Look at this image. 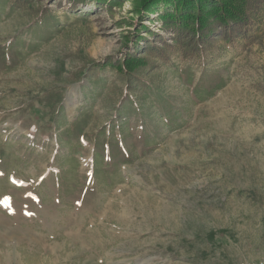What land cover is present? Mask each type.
I'll use <instances>...</instances> for the list:
<instances>
[{
  "label": "rangeland",
  "instance_id": "rangeland-1",
  "mask_svg": "<svg viewBox=\"0 0 264 264\" xmlns=\"http://www.w3.org/2000/svg\"><path fill=\"white\" fill-rule=\"evenodd\" d=\"M118 1L0 0V264H255L264 0L220 52L176 49L134 88L120 58L177 41Z\"/></svg>",
  "mask_w": 264,
  "mask_h": 264
},
{
  "label": "trees",
  "instance_id": "trees-1",
  "mask_svg": "<svg viewBox=\"0 0 264 264\" xmlns=\"http://www.w3.org/2000/svg\"><path fill=\"white\" fill-rule=\"evenodd\" d=\"M80 1L85 0H75L74 3ZM105 1L113 4L118 0H95L102 6ZM134 2L140 15V22L158 12L165 29L175 32L177 43L173 46L165 42L163 48L155 46L154 43L155 45L150 47L152 40L146 39L149 44L147 43L145 50L151 52V55L137 57L126 53L120 58L115 66L133 88L141 82V74L157 65L159 60L169 58L174 50H181L184 55L191 58L203 54L212 57L225 46L221 38L234 42L237 37L246 34L261 16L260 0H134ZM139 36L138 33L137 37ZM155 38L162 40L158 34H155ZM152 56L156 57L157 61L152 60Z\"/></svg>",
  "mask_w": 264,
  "mask_h": 264
},
{
  "label": "built area",
  "instance_id": "built-area-1",
  "mask_svg": "<svg viewBox=\"0 0 264 264\" xmlns=\"http://www.w3.org/2000/svg\"><path fill=\"white\" fill-rule=\"evenodd\" d=\"M255 264H264V259L258 260Z\"/></svg>",
  "mask_w": 264,
  "mask_h": 264
},
{
  "label": "snow or ice",
  "instance_id": "snow-or-ice-1",
  "mask_svg": "<svg viewBox=\"0 0 264 264\" xmlns=\"http://www.w3.org/2000/svg\"><path fill=\"white\" fill-rule=\"evenodd\" d=\"M5 206L7 207L8 205H7V204H5Z\"/></svg>",
  "mask_w": 264,
  "mask_h": 264
}]
</instances>
